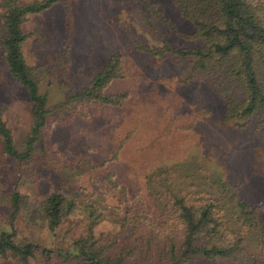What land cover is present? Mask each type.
<instances>
[{
	"label": "rangeland",
	"instance_id": "obj_1",
	"mask_svg": "<svg viewBox=\"0 0 264 264\" xmlns=\"http://www.w3.org/2000/svg\"><path fill=\"white\" fill-rule=\"evenodd\" d=\"M20 4L32 0H18ZM159 11L173 31L144 7ZM1 13V10H0ZM2 21L0 18V29ZM23 30L30 35L22 54L31 67H41L40 92H49V106L63 103L71 92L85 88L113 55H119L124 76L104 93L122 96L118 106L85 105V116L61 110L49 116L50 131L36 148L32 167H18L0 150V195L24 193L32 202L60 193L78 202H102L105 216L138 195L154 215L146 177L157 169L184 163L183 175L201 166L212 177L234 186L237 196L264 223V124L259 115L246 122L225 123V101L189 59L141 51L197 49L194 30L172 0H60L48 10L28 16ZM65 52L66 59H62ZM10 77L0 47V112L21 149L30 126L32 104ZM1 148V143H0ZM93 166L94 169L89 168ZM203 180L199 170L193 177ZM116 186L113 188L111 184ZM125 210L126 206L121 205ZM0 206V229L37 247L27 264H85L71 257L74 241L84 234L80 217L57 228L33 226L24 213L10 220ZM95 237L124 238L108 220L94 229ZM138 249L135 264H146ZM0 264H22L11 256ZM188 264H230L195 260ZM246 264V263H236Z\"/></svg>",
	"mask_w": 264,
	"mask_h": 264
},
{
	"label": "trees",
	"instance_id": "obj_2",
	"mask_svg": "<svg viewBox=\"0 0 264 264\" xmlns=\"http://www.w3.org/2000/svg\"><path fill=\"white\" fill-rule=\"evenodd\" d=\"M59 1L20 4L18 0H0L2 60L32 104L29 131L21 149L0 112V150L20 168L33 166L36 148L50 131L49 116L53 113L68 110L83 117L80 107L118 106L123 100L122 96L104 93L113 80L124 76L116 54L80 92H71L63 103L49 106V92H40L41 67L27 65L22 54V45L30 37L23 25L28 16L44 12ZM172 4L194 30L188 37L199 39L202 45L197 49L167 45L160 50L137 48L157 56L189 59L192 71L204 74L224 99L225 123L246 122L259 115L260 124H264V0H172ZM150 6L144 2L145 9L173 31L162 14ZM62 59H66L65 52ZM184 163L162 167L146 177L154 215L146 210L140 196L127 199L124 194V200L113 208L111 220L105 216L102 202H78L55 192L35 203L26 194L13 191L0 195V206L11 210V221L24 213L33 226L49 230L67 218L80 217L84 234L73 243L75 254L60 256L64 261L74 258L85 264H135L136 252L141 249L146 264H188L195 260L264 264V223L258 222L256 211L237 196L233 185L211 177L201 166L183 175L180 169ZM198 170L204 178L195 181ZM107 220L124 233V238L95 237L94 229ZM36 251L35 245L17 238L14 230L0 229V257L11 256L27 264Z\"/></svg>",
	"mask_w": 264,
	"mask_h": 264
}]
</instances>
